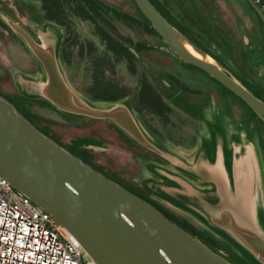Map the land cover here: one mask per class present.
<instances>
[{
	"label": "water",
	"instance_id": "water-1",
	"mask_svg": "<svg viewBox=\"0 0 264 264\" xmlns=\"http://www.w3.org/2000/svg\"><path fill=\"white\" fill-rule=\"evenodd\" d=\"M164 41L245 101L264 120V101L216 64L198 60L177 41L180 33L151 0H134ZM264 22V10L248 0ZM5 22L24 40L42 66L39 77L20 75L17 87L42 97L62 112L108 119L133 140L160 157L172 156L146 134L124 101L93 104L77 93L60 66V32L38 27L33 35L8 16ZM0 177L30 197L66 227L97 264H231L197 237L173 222L158 207L69 151L39 129L0 94ZM248 178V177H247ZM254 187H236L227 197L204 203L209 225L236 244L257 264H264V208Z\"/></svg>",
	"mask_w": 264,
	"mask_h": 264
},
{
	"label": "rangeland",
	"instance_id": "rangeland-1",
	"mask_svg": "<svg viewBox=\"0 0 264 264\" xmlns=\"http://www.w3.org/2000/svg\"><path fill=\"white\" fill-rule=\"evenodd\" d=\"M103 1L134 17L131 20L119 18L115 22L111 16L110 19L106 18L111 21L109 28L117 39L135 47L140 42H146L150 47L137 52L136 73L125 60L117 61L108 53L106 41L97 34L90 20L71 12L68 7L59 14L65 23L62 25L45 19L42 0H0V19L5 22L2 16H8L33 35L41 26L56 28L61 35L58 48L60 66L69 85L93 104L111 105L109 101L93 100L88 95L94 74H100L103 69L106 82L118 84L130 93L121 101L131 107L146 134L162 148L179 153L192 151L194 142L198 144L207 139L211 121L221 109H226L228 114L234 113L235 109L239 114H245L243 104L224 90L210 74L187 66V62L162 37L148 32L142 11L134 0ZM160 1L203 46L225 64L223 66L227 72L237 79L236 75H239L253 86L264 88V29L246 0ZM66 39L64 53L67 61L63 59L61 49ZM37 61L24 40L10 26L7 29L0 24V90L11 96H16L17 91L27 97L28 112L42 127L97 166L130 183L129 177L136 170L135 158L146 155L141 148L143 146L111 120L65 117L53 104L50 106L48 100L22 93L16 85L19 76L39 77L43 72ZM143 73L171 106L172 112L167 114L169 119L147 109L142 114L134 110L132 102ZM255 125L258 126V122ZM259 137L264 156V127L259 128ZM214 231L227 241L224 243L228 249L250 264H257L230 239ZM216 253L231 264H241L237 259H231V253L224 246Z\"/></svg>",
	"mask_w": 264,
	"mask_h": 264
},
{
	"label": "trees",
	"instance_id": "trees-1",
	"mask_svg": "<svg viewBox=\"0 0 264 264\" xmlns=\"http://www.w3.org/2000/svg\"><path fill=\"white\" fill-rule=\"evenodd\" d=\"M158 9L170 20V22L185 36H187L192 42H194L197 46L202 48L207 53L211 54L215 59L218 60V62L225 66L221 60L211 53L205 46H203L200 41H198L190 32V29L183 25L170 11V9L166 6V4L162 3L160 0H151ZM249 7L253 10V12L256 14L257 18L259 19L260 23L263 25L264 29V22L261 19V17L258 15V13L255 11V9L251 6L248 0H246ZM258 4L260 7L264 10V0H259ZM42 6L43 11L45 13L44 17L46 20L50 21H56L62 25H65L64 21L59 17V14L64 13L66 11V7L70 9L71 12H74L77 15L82 16L84 19L90 20L96 27L97 34H99L102 39H104L107 43V50L108 53L112 54L113 57L117 61L125 60L127 64L131 67L133 70V73H136V60H137V52L144 51L145 49H150V47L147 46L146 42H140L137 44V46H132L131 44L127 43L126 41H121L120 39H117L111 29L109 28V25L111 23L110 20H107L106 18L110 19L113 22H115L116 19L119 18H128L133 19L134 17L124 11H121L117 9L114 6L109 5L103 0H42ZM141 12V10H140ZM143 20L146 24V29L148 32L152 33L153 35L161 38L160 34L154 29V27L151 25L150 21L147 19V17L141 12ZM109 15V16H108ZM0 24L6 27L7 29L9 26L7 23H5L3 20L0 19ZM67 43V39L63 41L62 43V57L65 61H67V57L65 56L64 49L65 45ZM38 62V61H37ZM187 66L193 67L196 69H199L206 74L209 75L206 71L203 69L186 63ZM100 70V69H98ZM101 69L100 74L96 73L94 74V82L88 87V95L93 100H103V101H119L124 99L125 97L129 96L130 93H128L127 90L124 89V87L119 86L118 84L110 85V82H106L103 73ZM99 72V71H98ZM238 79L250 90L252 91L256 96H258L260 99L264 101V88H260L258 86H253L249 82H247L244 78L240 77L239 75H236ZM213 80H215L224 90L231 93L233 96H235L245 107L246 111L245 114H239V111L235 109L234 113L228 114V111L226 109L223 110V112L230 118V120L239 128L249 130L250 132L256 134L259 137V128L264 127V120L257 115L253 111V109L245 102L243 101L238 95H236L234 92L226 88L224 85H222L219 81H217L215 78L211 76ZM16 96L8 95L0 90V94L6 97L9 101H11L17 109L24 114L27 118H29L39 129H41L44 133L51 136L53 139L57 140L59 143H61L64 147H66L69 151L76 154L78 157L83 159L84 161L90 163L93 167L101 171L102 173L106 174L107 176L113 178L117 182H119L121 185L125 186L130 191L134 192L137 195H140L141 197L148 200L150 203H152L154 206L158 207L164 214H166L173 222L181 226L183 229L188 231L193 236L197 237L202 243H204L207 247H209L213 251H218V249L222 246L226 248V250L231 253V259L239 261L241 264H250L246 259H244L242 256H240L238 253L234 252L232 249H228V245H226L224 242L225 239L221 237V235L217 234L212 228L201 224L200 222L190 220L181 213L173 210V209H167L163 206H161L158 202H156L154 199L148 197L147 195L143 194L141 191L134 188L133 184L128 183L116 176H113L103 168L97 166L94 164L90 159L85 157L83 154H81L77 149L74 147H69L66 144L62 143L60 139H58L56 136H54L49 130L42 127L34 118L31 116L28 112V109L26 107V101L27 97L22 96L17 91ZM46 101V100H45ZM48 104H50L48 101H46ZM133 107L134 110L138 111L140 114H142V111L144 109L152 111L154 114H157L161 116L162 118H165L166 120L169 119L168 113L172 112L171 106L166 103L162 95L156 90L154 85L149 81L145 73H143L139 77L138 81V88L137 93L134 95L133 98ZM52 106V104H50ZM60 112V111H59ZM231 112V111H230ZM63 116L69 117V118H82L79 116L69 115L63 112H60ZM255 122H258V126L255 125ZM260 139V137H259ZM135 142V141H134ZM136 143V142H135ZM261 143V142H260ZM137 144V143H136ZM138 145V144H137ZM141 147L140 145H138ZM144 153H146L147 156H152L155 158L159 157L148 151L147 149H144L141 147Z\"/></svg>",
	"mask_w": 264,
	"mask_h": 264
},
{
	"label": "crops",
	"instance_id": "crops-1",
	"mask_svg": "<svg viewBox=\"0 0 264 264\" xmlns=\"http://www.w3.org/2000/svg\"><path fill=\"white\" fill-rule=\"evenodd\" d=\"M219 115L213 117L207 139L194 142L192 151L164 148L171 160L137 155L129 177L134 188L161 206L212 229L200 207L227 197L236 187H254L264 208V156L258 136L237 127L222 109Z\"/></svg>",
	"mask_w": 264,
	"mask_h": 264
},
{
	"label": "built area",
	"instance_id": "built-area-1",
	"mask_svg": "<svg viewBox=\"0 0 264 264\" xmlns=\"http://www.w3.org/2000/svg\"><path fill=\"white\" fill-rule=\"evenodd\" d=\"M0 264L97 263L66 227L0 177Z\"/></svg>",
	"mask_w": 264,
	"mask_h": 264
},
{
	"label": "bare ground",
	"instance_id": "bare-ground-1",
	"mask_svg": "<svg viewBox=\"0 0 264 264\" xmlns=\"http://www.w3.org/2000/svg\"><path fill=\"white\" fill-rule=\"evenodd\" d=\"M176 39L178 43L194 58L207 63L216 64V61L210 55L198 51L186 38H184V36L178 32L176 33Z\"/></svg>",
	"mask_w": 264,
	"mask_h": 264
}]
</instances>
